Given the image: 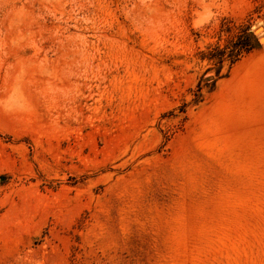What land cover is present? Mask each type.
I'll return each mask as SVG.
<instances>
[{
  "label": "rangeland",
  "instance_id": "374dc122",
  "mask_svg": "<svg viewBox=\"0 0 264 264\" xmlns=\"http://www.w3.org/2000/svg\"><path fill=\"white\" fill-rule=\"evenodd\" d=\"M263 39L264 0H0V264H264Z\"/></svg>",
  "mask_w": 264,
  "mask_h": 264
},
{
  "label": "trees",
  "instance_id": "16d2710c",
  "mask_svg": "<svg viewBox=\"0 0 264 264\" xmlns=\"http://www.w3.org/2000/svg\"><path fill=\"white\" fill-rule=\"evenodd\" d=\"M253 39L250 33H248V28L242 31L241 36L231 43L228 47L222 50H214L212 55L213 59L217 60V64H219V69L221 68L224 61H229V65L235 64L237 61L241 59V57L252 50L253 48ZM219 69L217 72V78L219 77ZM201 84L198 85L199 90H201Z\"/></svg>",
  "mask_w": 264,
  "mask_h": 264
},
{
  "label": "bare ground",
  "instance_id": "6f19581e",
  "mask_svg": "<svg viewBox=\"0 0 264 264\" xmlns=\"http://www.w3.org/2000/svg\"><path fill=\"white\" fill-rule=\"evenodd\" d=\"M263 41H264V39H263Z\"/></svg>",
  "mask_w": 264,
  "mask_h": 264
}]
</instances>
